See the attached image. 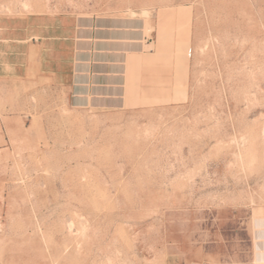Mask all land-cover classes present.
Returning a JSON list of instances; mask_svg holds the SVG:
<instances>
[{"label":"rangeland","instance_id":"1","mask_svg":"<svg viewBox=\"0 0 264 264\" xmlns=\"http://www.w3.org/2000/svg\"><path fill=\"white\" fill-rule=\"evenodd\" d=\"M99 17L151 91L69 96ZM263 224L264 0H0V264H264Z\"/></svg>","mask_w":264,"mask_h":264},{"label":"crops","instance_id":"2","mask_svg":"<svg viewBox=\"0 0 264 264\" xmlns=\"http://www.w3.org/2000/svg\"><path fill=\"white\" fill-rule=\"evenodd\" d=\"M141 30L135 20L126 18L110 21L99 17L75 23L72 56L65 70L69 96L75 103L117 102L129 89H153V69L144 64L150 56L141 52ZM136 57L138 67L132 70ZM258 232L263 238L264 224ZM261 246L264 248L263 243ZM261 255L264 259V250Z\"/></svg>","mask_w":264,"mask_h":264}]
</instances>
